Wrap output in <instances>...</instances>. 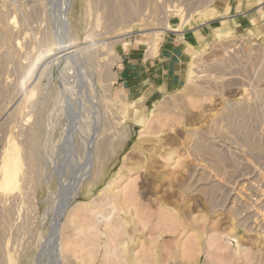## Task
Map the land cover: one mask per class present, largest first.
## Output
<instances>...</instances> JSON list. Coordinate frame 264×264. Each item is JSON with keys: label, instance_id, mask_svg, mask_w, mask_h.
<instances>
[{"label": "rangeland", "instance_id": "1", "mask_svg": "<svg viewBox=\"0 0 264 264\" xmlns=\"http://www.w3.org/2000/svg\"><path fill=\"white\" fill-rule=\"evenodd\" d=\"M14 153L0 264H264V4L0 0Z\"/></svg>", "mask_w": 264, "mask_h": 264}, {"label": "bare ground", "instance_id": "2", "mask_svg": "<svg viewBox=\"0 0 264 264\" xmlns=\"http://www.w3.org/2000/svg\"><path fill=\"white\" fill-rule=\"evenodd\" d=\"M3 158H4V160H3V163H2V177H1V181H0V189H2V190L7 189L8 190L9 187H11V189H12V187L15 185V183H14L15 177H16L18 171L20 170V168L17 165V161L18 160H17L16 153L12 154L11 156H7L6 155ZM0 174H1V172H0ZM109 201H110L111 204H116L119 200L117 199L116 196H113V194H112L110 196ZM116 220L117 221H115L114 224H113V228H111L110 235H108V237H109L108 241H109V243L111 242V244L113 242V239H116L117 237L121 236L122 230H123V226H122L121 222L118 219H116ZM109 243H108V245H109ZM118 243H120V242H117V244ZM108 247H110V246H108ZM108 247H107V250H108ZM154 262H155V260H154Z\"/></svg>", "mask_w": 264, "mask_h": 264}, {"label": "crops", "instance_id": "3", "mask_svg": "<svg viewBox=\"0 0 264 264\" xmlns=\"http://www.w3.org/2000/svg\"><path fill=\"white\" fill-rule=\"evenodd\" d=\"M253 1H255V5L257 7H261L264 4V0H253ZM245 4L246 3H244V6H245ZM161 54H162V52L159 50L158 55H161ZM165 57L167 58V60L170 61L171 56L167 57V55H165V56L163 55L162 59L157 58V57H154L152 59H148V64H149L148 66H150V69L147 68L146 65L144 67L143 66L144 64H142L141 67L142 66L144 67V72L136 73L134 75L135 78H133V79H136V78L142 79L143 74H144L145 75L144 79L147 80V83H144L143 84L144 86H142V88H148V87L150 88L151 87L155 90V92H159L160 84L157 83V81H158V79H160V76L164 75L165 73H168V71H169V73H173V75H175V73L177 72V69L175 70V68L177 67L175 60L173 58H171V60H173L174 62L170 64V62L164 61ZM160 63H162L161 64V70H159V68L156 67ZM181 64H182V61H181ZM167 68H170V69L167 70ZM149 75L151 76V78H153L152 80L155 81L154 84H152V85H150L151 79L149 78L150 77ZM148 82H149V84H148ZM136 83L139 84V82H137V81H136Z\"/></svg>", "mask_w": 264, "mask_h": 264}]
</instances>
